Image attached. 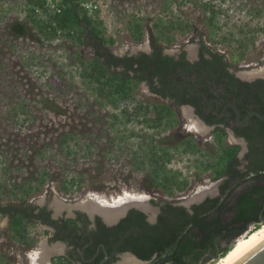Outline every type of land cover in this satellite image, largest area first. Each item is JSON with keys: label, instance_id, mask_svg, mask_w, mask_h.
Listing matches in <instances>:
<instances>
[{"label": "rangeland", "instance_id": "374dc122", "mask_svg": "<svg viewBox=\"0 0 264 264\" xmlns=\"http://www.w3.org/2000/svg\"><path fill=\"white\" fill-rule=\"evenodd\" d=\"M85 1L93 4L88 13L102 22L105 37L114 40L110 49L118 56L150 52L152 41L162 37L159 44L165 52L186 51L190 58L204 42L224 54L238 75L264 66V0ZM26 15V0H0V205L49 202L57 211L71 210L83 207L90 194L112 201L131 193L187 206L204 185L213 189L205 197L217 195L220 180L214 181L212 169L201 166L216 158L208 129L202 137L188 132L185 113L173 128L150 127L144 118L155 117L154 105L167 102L145 84L132 100L112 106L80 76L81 61L93 57L91 47L65 37L47 40ZM161 19L169 25L157 31L154 25ZM13 21L26 23L31 35L9 37L6 27ZM174 22L181 28H172ZM135 23L142 25L140 40L133 37ZM141 104L144 108L138 112ZM64 132L75 133L81 144L74 147L75 158L58 143ZM186 139L202 152H184ZM155 146L169 149L171 160L165 168L181 173L189 184L186 191L169 196L154 187L148 158ZM44 172L45 182L39 185ZM74 175L83 177L82 182L66 191L64 181ZM31 184L39 190L25 193ZM149 212L150 218L156 214ZM30 233L38 236L35 244L42 248L48 233L37 225ZM26 259L8 218L0 214V264H28Z\"/></svg>", "mask_w": 264, "mask_h": 264}, {"label": "trees", "instance_id": "16d2710c", "mask_svg": "<svg viewBox=\"0 0 264 264\" xmlns=\"http://www.w3.org/2000/svg\"><path fill=\"white\" fill-rule=\"evenodd\" d=\"M83 1L59 0L53 9L49 8L48 0H26V20L47 40L65 37L81 46L91 47L93 57L86 62L81 61L80 76L97 96L112 106H118L123 100H132L137 88L146 84L154 95L173 100L177 105L195 107L202 118H205L202 104L205 96L207 103L212 97L229 100L236 103L244 114L253 107L264 116L263 79L241 81L230 72L224 55L207 48L204 42H201L199 60L195 63L189 62L183 52L178 58L164 55V48L159 44L162 37L152 41L150 53L119 57L110 49L114 40L105 37L102 22L97 16L89 15L82 7ZM41 15L45 18L42 19ZM214 17L215 13L212 19ZM168 25L161 19L154 28L163 31ZM170 25L175 29L181 28L178 22ZM6 28L8 36L15 40L31 35L30 28L23 22L13 21ZM142 32V25L135 23L133 37L140 40ZM167 40L169 44L172 42L170 37ZM143 108L141 104L138 112ZM154 109L155 117L144 118L150 127L165 124L167 128H173L177 124L176 115L168 104L154 105ZM213 118L217 119L216 116ZM205 119L226 125L231 121V117L226 120ZM237 132L248 142L249 151L243 160L237 156L240 146L225 143L226 132L218 127L215 131L216 158L201 164L205 170L212 169L214 181L224 178L219 185V196L207 197L190 208L172 201L152 200V204L160 206L155 224L148 222L143 212L132 209L114 227L108 228L97 219L98 231L92 234L109 250L117 246L120 252H131L140 260L151 261L150 264H211L223 258L241 237L254 231L253 228L264 226V120L253 117L248 129H237ZM74 136L75 133L64 132L58 143L62 151L75 158L77 152L74 147L81 144ZM182 145L184 152H202L189 139ZM168 150L159 146L151 149L152 154L148 158L150 176L156 189L174 196L177 192L186 191L189 184L181 178L180 172L165 168L171 160ZM45 175L47 172L40 178L39 185L45 182ZM82 179L78 175L66 178L63 188L68 191L79 185ZM39 185H29L25 193L39 190ZM0 214L10 215V226L15 234L24 232L33 217L18 205H0ZM43 216L50 222L48 213H43Z\"/></svg>", "mask_w": 264, "mask_h": 264}, {"label": "flooded vegetation", "instance_id": "af4514ba", "mask_svg": "<svg viewBox=\"0 0 264 264\" xmlns=\"http://www.w3.org/2000/svg\"><path fill=\"white\" fill-rule=\"evenodd\" d=\"M206 46L207 48L214 51L210 46ZM200 49L201 44H199L197 53L195 54L196 56L194 58H190L189 54L186 51L182 52L186 54V59L189 62L195 63L199 60ZM150 52H152V48ZM150 52L144 51V53ZM182 52L177 55H172L163 50L164 55L174 56L175 58H178V56ZM215 52L222 54L219 51ZM224 57L225 62L228 63L230 66V72L234 74L237 78H239L241 81L253 82L258 79L264 80V78H262L263 76H255L258 78L249 81L247 79H253L255 77L245 78L241 76V73L240 75L236 74L232 70L234 64L227 60L225 55ZM145 86L147 87L146 84ZM215 95L219 96L218 94ZM154 96L159 97L157 95ZM161 99L166 101L167 104L173 109L177 119H180L179 117L180 115H182V113L184 114L183 109L185 108L184 110H186L187 108V110L191 112L192 116L198 119L199 122H201L208 129V133L210 135L209 140L214 142L216 146L217 143L215 131L218 127H220L226 132L225 143H227L228 145L240 146V151L237 155L238 158L240 160H243V158L247 155L249 151L248 142L242 134H239L237 132V129L243 130L249 128L253 117H257L255 114H252L249 121L247 122L250 113L258 112L255 108H250L249 111L244 114V112H242V110L238 108L237 104L232 101L224 99L220 100L218 98L212 97L207 103V98L205 96L202 101V104L204 105L205 118H212L213 120H226L228 119V117H231L230 124L226 125L224 123L219 124L220 122L218 121H216L215 123L210 122L209 120L207 121L205 118H202L200 115H198L197 109L191 105H177L173 100L163 98ZM236 108L239 110L240 113V122L237 120L238 112L236 111ZM214 116H216L217 119H214ZM244 118L245 120H243ZM199 137L202 136L199 135ZM206 141H208V139ZM201 143H203V141H201ZM223 180L224 178L220 179L219 185ZM219 185L217 189V195L213 197H217L220 195ZM151 200L158 202L156 198H152ZM174 204L188 208L186 205L178 204L176 202H174ZM18 206L28 210V213L33 215L32 221L25 226V231H21V233L15 234L18 238V241L20 242V254H24V256H27L26 262L28 264L32 263L31 255H34V253L36 252H45V250L47 252L45 258L47 261H49L50 264H121L123 259L131 252H120L117 246L109 250L104 242L98 241L97 237L92 234L93 232L98 231L97 219L101 220L106 227L110 228L116 226L120 222V220L125 218L129 211L132 209H136L143 212L147 216L148 222H150L151 224H155L157 222L158 215L160 214V206H156V208H158V213L153 218H150V212H145L146 210L142 211L137 208H130L126 212L124 217L118 220L114 219L109 222L99 212H91L84 209L83 207H74L72 211L68 208H63L57 211L55 205H52L49 202L45 204L41 202H26ZM149 211L152 210L150 209ZM43 213L49 214L50 222L45 219ZM3 216L8 218V225L10 226V215ZM153 220L154 222H152ZM35 225L44 228V232L48 233L47 239L45 241L42 240V248L36 247L35 243L37 241L35 240V238H38V236L30 233V228ZM25 249L30 251L26 252L24 251Z\"/></svg>", "mask_w": 264, "mask_h": 264}, {"label": "bare ground", "instance_id": "6f19581e", "mask_svg": "<svg viewBox=\"0 0 264 264\" xmlns=\"http://www.w3.org/2000/svg\"><path fill=\"white\" fill-rule=\"evenodd\" d=\"M242 77L250 78L255 76H263L264 77V66L249 72H243L241 74ZM184 113L188 119L187 130L189 132H194L196 134L202 135L205 134L207 128L199 122L196 118H194L186 108ZM214 188V187H213ZM212 187L210 186H201L198 188L196 193L193 196V200H198L205 196L208 193H211ZM149 196L145 194L135 195L131 193H125L118 198H114L112 201L103 199L97 195H89L87 200L83 202V208L94 212H99L107 221L111 222L118 216H120L124 210H126L130 206L138 205L144 209L150 208L148 205ZM58 207V206H57ZM59 209V208H58ZM264 240V226L260 229H254V231L245 234L241 237L231 248V250L219 260V264H233L236 260H238L241 256H243L246 252L256 246ZM47 252H36L32 257V264H50L49 261L46 260ZM218 262V261H217ZM121 264H143L142 262L136 260L131 256H126Z\"/></svg>", "mask_w": 264, "mask_h": 264}, {"label": "water", "instance_id": "95a60500", "mask_svg": "<svg viewBox=\"0 0 264 264\" xmlns=\"http://www.w3.org/2000/svg\"><path fill=\"white\" fill-rule=\"evenodd\" d=\"M258 77H255L253 79H247L249 81H252L254 79H256ZM264 78V77H262ZM236 111L238 112V115H237V120L240 122V113H239V110L236 108ZM252 114H255L258 118L264 120V116L262 114H260L259 112H253V113H250L249 116H248V120L247 122L249 121L250 117ZM150 198V197H149ZM206 197H202L198 200H191V202H189L187 204V207L189 208L191 205L193 204H196V203H200L202 202ZM150 200L151 199H148V205H150V208L152 209V211H155V213L157 214L158 213V208H153V206H151L150 204ZM130 208H137V209H140L142 211H145V212H149V210L147 211V209H144L142 207H139L138 205H135V206H130L128 207L126 210H124V212L118 216L117 218H115L116 220L122 218L125 216L126 212L130 209ZM73 209H71L72 211ZM155 214V215H156ZM154 222V220L152 221ZM128 256H131L133 258H135L136 260L142 262L143 264H150V261H143V260H140L139 258H137L135 255L129 253ZM233 264H264V240H262L260 243H258L256 246H254L252 249H250L248 252H246L243 256H241L238 260H236Z\"/></svg>", "mask_w": 264, "mask_h": 264}, {"label": "built area", "instance_id": "2783aa9c", "mask_svg": "<svg viewBox=\"0 0 264 264\" xmlns=\"http://www.w3.org/2000/svg\"><path fill=\"white\" fill-rule=\"evenodd\" d=\"M59 3V0H48V6L49 8H53L55 9V6ZM82 7H84L85 10H87L88 12L93 11V4H90L88 1H83L82 3Z\"/></svg>", "mask_w": 264, "mask_h": 264}]
</instances>
